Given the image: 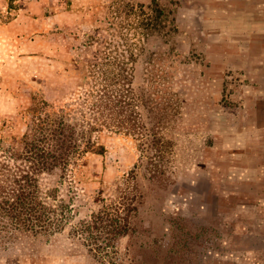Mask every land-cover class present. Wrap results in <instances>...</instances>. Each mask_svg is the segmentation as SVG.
<instances>
[{
  "label": "rangeland",
  "instance_id": "obj_1",
  "mask_svg": "<svg viewBox=\"0 0 264 264\" xmlns=\"http://www.w3.org/2000/svg\"><path fill=\"white\" fill-rule=\"evenodd\" d=\"M122 68L124 113L114 92L92 121ZM33 104L86 112L105 165L40 175L72 219L1 244L0 264H264V0H0V141ZM122 198L129 233L104 259L73 231Z\"/></svg>",
  "mask_w": 264,
  "mask_h": 264
},
{
  "label": "trees",
  "instance_id": "obj_2",
  "mask_svg": "<svg viewBox=\"0 0 264 264\" xmlns=\"http://www.w3.org/2000/svg\"><path fill=\"white\" fill-rule=\"evenodd\" d=\"M121 71L119 79L122 82H118L121 88H116L117 83H109L108 79L105 84L96 83L94 97L102 104L97 105L98 110L90 107L92 121L109 118L106 107L99 108L103 107V99H111L114 92L120 95L116 98L121 103L120 114L124 113L122 95L128 91L126 81L130 73L125 72V68ZM87 79L84 83L89 82ZM37 108L34 104L30 107L28 111L33 112V116L21 130L17 120L7 122L12 130H7L6 137L0 141V246L18 234L54 235L62 232L72 219L70 205L45 200L40 175L61 170L64 175L70 174L76 179L77 172L72 169L82 172V168L88 165L86 156L89 153L95 155L97 167L105 165L106 148L93 138L92 134L99 129L86 119V112H81L85 119H76L75 122L63 110L61 114H39ZM123 201L124 198L115 205L105 204L90 219L79 222L73 231L76 237L94 243L104 254V259L109 257L114 242L129 233V216L124 213Z\"/></svg>",
  "mask_w": 264,
  "mask_h": 264
}]
</instances>
